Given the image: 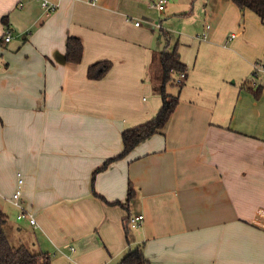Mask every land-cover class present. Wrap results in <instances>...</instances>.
<instances>
[{
  "label": "crops",
  "instance_id": "1",
  "mask_svg": "<svg viewBox=\"0 0 264 264\" xmlns=\"http://www.w3.org/2000/svg\"><path fill=\"white\" fill-rule=\"evenodd\" d=\"M42 1L0 0V209L10 241L52 264H122L138 246L151 264H264V19L209 0L194 57L178 41L172 49L187 77L165 128L93 176L122 152V132L162 106L153 56L168 48L155 44V0H48L57 4L49 15ZM182 1L167 5L176 13ZM70 36L84 45L78 64L65 56ZM101 60L112 68L90 78ZM20 176L36 224L17 217Z\"/></svg>",
  "mask_w": 264,
  "mask_h": 264
},
{
  "label": "trees",
  "instance_id": "2",
  "mask_svg": "<svg viewBox=\"0 0 264 264\" xmlns=\"http://www.w3.org/2000/svg\"><path fill=\"white\" fill-rule=\"evenodd\" d=\"M242 11L251 9L264 19V0H232ZM4 22L6 17L3 18ZM84 45L79 37L70 36L67 40L66 59L69 62L78 64L82 61ZM154 63V90L162 97L160 110L149 120L122 132L123 150L117 156L108 158L104 164L98 168L97 172L105 169L115 160L124 158L134 147L148 137L161 133L169 121L171 115L179 102V95L168 92V85L182 86L183 83L176 82L177 75L186 71L187 65L182 61L177 49L172 51L162 50L153 56ZM112 61L101 60L91 64L88 68V76L92 79L103 78L112 68ZM156 67V68H155ZM263 86L257 87L254 93L259 97ZM248 89L253 91L250 86ZM135 197V188L130 183L128 187V199ZM120 203V201L114 202ZM7 215L0 209V264H52V255L44 252H34L27 245H14L7 234ZM122 264H151L146 258L141 246L129 252L121 260Z\"/></svg>",
  "mask_w": 264,
  "mask_h": 264
},
{
  "label": "rangeland",
  "instance_id": "3",
  "mask_svg": "<svg viewBox=\"0 0 264 264\" xmlns=\"http://www.w3.org/2000/svg\"><path fill=\"white\" fill-rule=\"evenodd\" d=\"M208 1L209 0H183L182 2H185V4L178 7L176 13L171 11L173 7H170V3L168 5L166 4V10L164 11H160L152 5L150 11L151 19H149V21L156 25L153 36L157 42L155 44L158 45V42L161 43L158 49L162 50L166 47L169 51H172L175 42L178 41L179 49L184 50L186 53L185 55L189 52V57L191 56V58H193L196 45L199 42L197 38L199 34L195 33V31L207 23L205 21V14L210 11V8L207 6ZM139 21L143 22V19ZM168 39L172 42L169 43ZM191 42L193 43L191 46L192 48L188 47ZM263 71L264 70L261 69L259 72L262 73L259 77L256 76L259 83H262L264 76ZM230 81L232 82L233 80L231 79ZM167 89L169 93L178 94L181 88L178 85L170 84ZM11 240L14 241L13 239ZM12 243L18 245V243Z\"/></svg>",
  "mask_w": 264,
  "mask_h": 264
},
{
  "label": "built area",
  "instance_id": "4",
  "mask_svg": "<svg viewBox=\"0 0 264 264\" xmlns=\"http://www.w3.org/2000/svg\"><path fill=\"white\" fill-rule=\"evenodd\" d=\"M95 1V0H92ZM168 3V0H155L154 2V6L162 11L164 10V8L166 7V4ZM41 7L42 9L45 11L46 14H51L53 12H55L57 10V4L49 2L48 0H43L41 2ZM136 24L139 25L140 21H136ZM159 25V24H158ZM207 28H210V25H207ZM235 35H233L232 37H234ZM12 37V33L11 31H6V36H5V41L8 42L11 40ZM203 39H207L208 35L207 34H203L201 36H199ZM3 67V64L0 62V69ZM264 70V65H259L256 66V70ZM187 77V73L186 71H182L180 72L177 77H176V82L178 84L184 83L185 79ZM20 175V174H19ZM19 184L20 187L15 191V193L12 196V201L13 203L19 208V213H18V218L19 219H29V221L31 222V224H36V218L34 216V214L32 212H30V210H28L22 201V187L21 185L23 184V178L20 176L19 177ZM144 220V215H138V216H133L131 218H129L128 224L131 227H137L140 225L141 221ZM257 224H260L263 228H264V211H260L258 214V218L256 220Z\"/></svg>",
  "mask_w": 264,
  "mask_h": 264
}]
</instances>
